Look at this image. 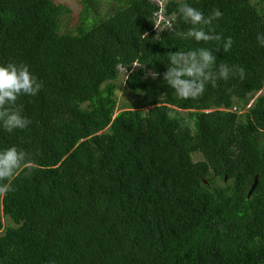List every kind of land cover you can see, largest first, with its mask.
<instances>
[{
    "label": "trees",
    "instance_id": "16d2710c",
    "mask_svg": "<svg viewBox=\"0 0 264 264\" xmlns=\"http://www.w3.org/2000/svg\"><path fill=\"white\" fill-rule=\"evenodd\" d=\"M113 1L103 15L79 0L66 29L57 0H0V63L27 64L41 84L15 103L29 126L0 129V148L29 154L0 194V264H264V0H187L223 12L228 52L156 30L153 0ZM195 47L245 78L178 98L166 53ZM122 73L138 101L119 110Z\"/></svg>",
    "mask_w": 264,
    "mask_h": 264
},
{
    "label": "clouds",
    "instance_id": "9594fccd",
    "mask_svg": "<svg viewBox=\"0 0 264 264\" xmlns=\"http://www.w3.org/2000/svg\"><path fill=\"white\" fill-rule=\"evenodd\" d=\"M223 16L219 8L205 13L190 2H182L176 11L164 19L167 30L181 40L215 42L216 51L228 52L232 45L231 36H222L216 31V22ZM177 17L188 25L186 30H177ZM257 43L264 47V32L256 33ZM166 71L163 81L181 99L197 98L204 94L207 85L215 87L217 81L230 78H245L243 66L218 62L212 48L195 47L187 50L177 48L166 53ZM157 73H153L155 77ZM41 87L27 64L17 62L0 63V129L7 132L24 130L31 123L30 119L15 107L19 96L32 97ZM29 154L24 149L12 145L0 148V194L14 190L11 181L28 162Z\"/></svg>",
    "mask_w": 264,
    "mask_h": 264
},
{
    "label": "rangeland",
    "instance_id": "374dc122",
    "mask_svg": "<svg viewBox=\"0 0 264 264\" xmlns=\"http://www.w3.org/2000/svg\"><path fill=\"white\" fill-rule=\"evenodd\" d=\"M113 0H100V4H101V13H103V15H107V14H112L111 10H112V3L115 2ZM156 3L158 1H162V0H153ZM110 2H112L110 4ZM58 4H62L65 5L67 7H69L71 9V13L68 14L66 17H63L62 19V27L69 29L72 26L75 25V23L77 22L80 10H81V5L79 3V0H57ZM126 76L124 73H122L120 75V78L117 81L118 84V90L116 92V96L118 99V108L119 110L123 109L124 104L128 103V104H134L138 101V98L136 95H134L133 93H131L129 90H127V87L125 85V79ZM197 158H199V156H197Z\"/></svg>",
    "mask_w": 264,
    "mask_h": 264
},
{
    "label": "built area",
    "instance_id": "2783aa9c",
    "mask_svg": "<svg viewBox=\"0 0 264 264\" xmlns=\"http://www.w3.org/2000/svg\"><path fill=\"white\" fill-rule=\"evenodd\" d=\"M170 1V0H162V1H158L157 5L159 6V11L155 14L156 17V24H155V29L159 30L161 27V24L164 22V19H166L167 17L165 16V5L166 3Z\"/></svg>",
    "mask_w": 264,
    "mask_h": 264
},
{
    "label": "water",
    "instance_id": "95a60500",
    "mask_svg": "<svg viewBox=\"0 0 264 264\" xmlns=\"http://www.w3.org/2000/svg\"><path fill=\"white\" fill-rule=\"evenodd\" d=\"M257 183H258V176L255 177L254 179V183L252 184L250 190H249V193H248V197L250 198L251 197V194L253 193V191L255 190L256 186H257Z\"/></svg>",
    "mask_w": 264,
    "mask_h": 264
}]
</instances>
